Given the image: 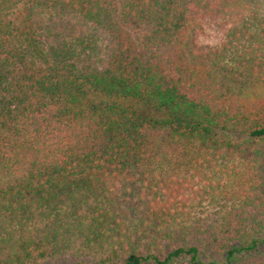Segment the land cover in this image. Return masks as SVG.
<instances>
[{
    "label": "trees",
    "instance_id": "trees-1",
    "mask_svg": "<svg viewBox=\"0 0 264 264\" xmlns=\"http://www.w3.org/2000/svg\"><path fill=\"white\" fill-rule=\"evenodd\" d=\"M61 257L264 264V0H0V264Z\"/></svg>",
    "mask_w": 264,
    "mask_h": 264
},
{
    "label": "rangeland",
    "instance_id": "rangeland-1",
    "mask_svg": "<svg viewBox=\"0 0 264 264\" xmlns=\"http://www.w3.org/2000/svg\"><path fill=\"white\" fill-rule=\"evenodd\" d=\"M231 24V19L227 16L215 13L208 12L201 15L200 28L197 31V41L200 45H214L220 41L226 32L227 28ZM86 26V25H85ZM92 28V29H91ZM90 30L95 32L94 27L89 26ZM99 35L102 34V39L98 42L104 41L103 32L99 30ZM97 34V33H96ZM36 264H74L73 258H52L48 260L39 261Z\"/></svg>",
    "mask_w": 264,
    "mask_h": 264
}]
</instances>
